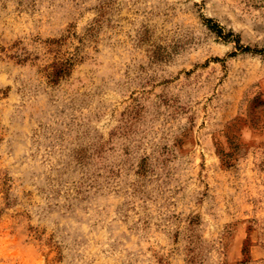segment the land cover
<instances>
[{
	"label": "rangeland",
	"instance_id": "374dc122",
	"mask_svg": "<svg viewBox=\"0 0 264 264\" xmlns=\"http://www.w3.org/2000/svg\"><path fill=\"white\" fill-rule=\"evenodd\" d=\"M0 264H264V0H0Z\"/></svg>",
	"mask_w": 264,
	"mask_h": 264
},
{
	"label": "trees",
	"instance_id": "16d2710c",
	"mask_svg": "<svg viewBox=\"0 0 264 264\" xmlns=\"http://www.w3.org/2000/svg\"><path fill=\"white\" fill-rule=\"evenodd\" d=\"M209 28L210 29L212 28V30H217V29H213V27L211 26ZM52 67H53V71L51 73V76L54 81H57L61 79L62 77H64L66 74H68L70 65L56 63Z\"/></svg>",
	"mask_w": 264,
	"mask_h": 264
}]
</instances>
